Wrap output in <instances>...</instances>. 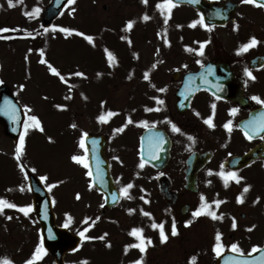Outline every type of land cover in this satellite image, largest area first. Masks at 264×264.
I'll return each instance as SVG.
<instances>
[{
	"label": "flooded vegetation",
	"instance_id": "obj_1",
	"mask_svg": "<svg viewBox=\"0 0 264 264\" xmlns=\"http://www.w3.org/2000/svg\"><path fill=\"white\" fill-rule=\"evenodd\" d=\"M235 1L239 3L235 22L224 28L208 29L207 37L158 39L154 50L156 79L154 76L151 82L144 81L150 91L143 93V112L137 123H129L130 117H127L124 128L139 132L138 165L142 162V136L150 128L162 133L158 137L165 145L169 138V162L160 169L143 162L144 167L139 166L140 177H124L116 181L121 194L119 205L104 214L101 210L98 217L85 219L91 232L96 231L98 238L106 234L107 240L99 241L95 236V241L82 243L83 248L75 252L79 255L75 259L77 264H134L141 258L143 264H159L160 248L164 243L160 239V229L154 228L153 224H162L164 232L175 237L172 235L174 222L179 236L184 234L186 240L195 245V261L193 258L190 261L193 264L201 259L202 262L206 259L205 264H216L218 233L221 235L219 243L223 245L221 254L232 251L233 244H237L243 254L252 252L254 246L264 248V159L248 162L242 159L252 149L264 145V135L260 139H248L242 129L253 120L252 114L264 108V104L252 99L257 96L264 100V17L256 19L248 14V7L253 3ZM256 7L264 14L263 7ZM2 15L5 21H0V27L3 24L16 27L23 23L22 10L16 3L0 9ZM222 30L226 33L221 34ZM253 37L258 43L247 51H240L242 45L250 43ZM202 45L203 55H200ZM164 67L167 68L164 70ZM246 70L252 76L247 75ZM188 75L193 76L191 80L194 81L189 85L190 89L197 87L198 90L189 106L179 109L178 93ZM233 108L238 109L235 114H232ZM209 118L214 127L205 123ZM229 121L231 132L224 127ZM173 124L180 129L179 132L173 131ZM195 154L205 157L198 168L192 170L188 160ZM229 173L242 179L236 182L228 176ZM161 183L169 184L174 193L168 200L161 193ZM128 184L133 187L128 189L126 196L123 189ZM187 184L191 186L188 190ZM245 187H248L247 192ZM240 197H243V203L239 202ZM217 200L221 201L219 205L215 204ZM205 202L210 207L201 215L193 216ZM207 211H214L222 219H213ZM116 212L128 220L130 218L128 227L121 226L117 216L112 215ZM144 213L150 214L147 217L152 218L153 224L149 223L150 219L149 222L143 219ZM135 216L140 217L138 224L132 219ZM187 221L192 222L186 226ZM136 228L142 229L143 237L152 242L147 245L145 253L135 247L125 250L128 245L140 243L131 235ZM117 237L121 240L114 241ZM152 250L153 257L147 258ZM86 255L90 258L83 262ZM42 259L47 261L48 257L42 254Z\"/></svg>",
	"mask_w": 264,
	"mask_h": 264
},
{
	"label": "rangeland",
	"instance_id": "obj_2",
	"mask_svg": "<svg viewBox=\"0 0 264 264\" xmlns=\"http://www.w3.org/2000/svg\"><path fill=\"white\" fill-rule=\"evenodd\" d=\"M5 1L4 4V0H0L1 5L8 4V0ZM26 1L28 7L36 6L42 12L51 0ZM25 2L18 0L21 9L26 6ZM162 2L148 0L146 9L139 0H74L42 42L19 43L14 48L0 43L2 80L13 94L16 93L27 113V121L35 116L43 128L40 131L31 126V120L28 121L20 157L49 191L60 226L68 223L72 229H79L86 217L98 216L101 209V200L91 189L90 176L87 175L89 166L85 168L72 159L80 156L88 163L84 145L81 147L84 134L109 137L115 177H140L138 155L133 148L138 131L132 130L136 135H130L133 142L130 140L131 145L120 152L122 140L113 132L114 124L121 123L127 113L141 111L143 93L150 91L145 82H151L157 75L154 50L159 38L207 37L201 24L192 28L186 26L187 22L198 21L196 13L187 7L173 8L167 23L164 13L162 21L163 15L158 8V3ZM103 5L108 6L107 11ZM248 14L256 19L264 17L262 10L255 5L248 7ZM145 15L150 17L149 21L143 19ZM0 21H5V16H0ZM130 21L132 27L128 28ZM257 27L260 29V25ZM63 28L71 31L65 33L61 31ZM81 32L85 35H79ZM225 33L221 31V34ZM86 36H92L93 40L88 41ZM109 53L114 60H110ZM43 54L48 58L43 59L44 63L49 60L64 80L40 63ZM25 57H28L27 61ZM133 65L136 66L134 72L140 69L149 74L146 79L143 80L139 70L137 74L131 72L128 77L127 71ZM78 72L84 75H75ZM109 109L116 112V116L102 121L100 117ZM16 154L15 143L0 124V199L26 207L31 205V196L27 179L15 159ZM3 211L10 212L8 208ZM112 215L117 216L121 226L130 225L127 217L117 212ZM132 219L138 224L140 217ZM33 225L26 218L15 215L0 223V262L6 257L17 264L24 262L28 255H17L22 246L30 253L35 251L38 234ZM167 236L160 248L159 264H193L190 261L195 255V245L182 233ZM120 240L121 237H117L114 241ZM149 256L153 257V250L147 258ZM78 257L77 254L70 255L66 261L71 264ZM88 258L90 256L86 255L82 261ZM205 261L201 259L195 264H205ZM48 264H51L50 260Z\"/></svg>",
	"mask_w": 264,
	"mask_h": 264
},
{
	"label": "water",
	"instance_id": "obj_3",
	"mask_svg": "<svg viewBox=\"0 0 264 264\" xmlns=\"http://www.w3.org/2000/svg\"><path fill=\"white\" fill-rule=\"evenodd\" d=\"M68 3L69 0H52L43 16V27L45 29L49 28L52 22L61 15ZM257 3H264V0H257ZM175 4H188L198 9L207 25H225L233 20V15L237 9V5L231 2L219 5L209 4L205 0H175ZM0 120L7 126V134L17 143L22 134L25 113L21 105L10 96L6 87L0 89ZM147 134H150V132ZM85 145L89 152L93 184L103 193L106 204L109 207L114 206L119 201V194L115 188L109 163L105 157L106 139L89 136L85 139ZM259 151L260 149L253 152L252 156L254 158L261 156ZM146 159L151 160L154 164L155 159H150L148 156H146ZM201 160L202 156L196 158V167ZM27 175L33 195V207L42 228L44 247L55 257L57 264H64L65 254L74 251L78 247L80 239L67 232V230L56 226L52 201L48 192L38 178L29 172ZM162 190L167 196V188L163 187ZM261 256H264V251L256 252L251 256L225 255L218 260V264H235L236 261H247L248 264H256Z\"/></svg>",
	"mask_w": 264,
	"mask_h": 264
},
{
	"label": "snow or ice",
	"instance_id": "obj_4",
	"mask_svg": "<svg viewBox=\"0 0 264 264\" xmlns=\"http://www.w3.org/2000/svg\"><path fill=\"white\" fill-rule=\"evenodd\" d=\"M74 2V0H69V3H72ZM144 3H147V0H143ZM244 3H257V0H243ZM8 3L10 6H12V3H13V0H8ZM176 6L175 4V0H163V2L161 4L158 5V7L161 9V12L162 14L166 13V19H165V23H167V19L170 18V15H171V10ZM257 6H261V7H264V3H259ZM40 11V9H36L35 12L38 13ZM27 15L31 16L33 15V13H26ZM144 20H148L150 19V17H148L147 15H145L143 17ZM132 23L133 22H129L128 23V28H131L132 27ZM199 23V24H203L206 28L208 27V25L204 24V19H203V16H201V18L198 20V21H195L193 22V24L191 25L192 27H195L196 24ZM0 31H4V32H7L8 29H0ZM61 31L67 33L69 31H71L70 29H67V28H63L61 29ZM79 35L81 36H84L85 34L84 33H79ZM86 39L88 41H92L93 40V37L92 36H86ZM258 43V41L256 40L255 37H253L250 41V43L248 44H245V45H242L240 51H247L249 48L255 46L256 44ZM200 55H203V45L201 46L200 48ZM109 58L110 60H114V57H112V54L109 53ZM46 63V61H45ZM51 71L60 77L61 80H64V77L61 76V74L55 69L53 68L51 65H49ZM246 73L247 75L249 76H252L251 72L246 70ZM75 75H78V76H83L84 73L82 72H78V73H75ZM253 79H255V77H252ZM66 82V81H65ZM160 91H164V89H160ZM253 100H256L258 103L260 104H264V100L260 99L259 97L257 96H253L252 97ZM160 103H163V101H160ZM59 107V106H58ZM213 109L215 108V105L212 106ZM232 114H235L238 109L236 108H233L232 110ZM109 115H112V113H109ZM100 119L103 121L105 118L103 116L100 117ZM29 120H31L33 122V124L31 125L32 127H35V128H38L40 131H43V128L40 124V121L38 120L37 117L35 116H31L29 117ZM131 119H129V123H131ZM205 123L209 124L210 126L214 127V125L212 124V119L209 118L207 120H205ZM25 132H27V129L29 128V125H25ZM224 127L229 131L231 132L232 131V126H231V121H229L227 124L224 125ZM172 129L173 131H176V132H179L180 129L178 127H176L175 124L172 125ZM249 129L251 131H249ZM118 131H123V128L121 129H118ZM251 133H256V134H259V133H264V113L261 114V116L258 118V119H253L252 121H249L247 125H245V136L248 138V139H252L253 136ZM85 136H87V133L84 134ZM264 138V137H262ZM191 139V137H190ZM83 140L81 141V147H83ZM23 147H24V136L22 135L20 137V145L19 147L17 148V159H19V155L20 153L22 152L23 150ZM74 161L78 162V163H81L84 165L85 168H88V163H87V160L86 158H83V157H80V156H74L72 158ZM141 168L144 167V163L143 161L141 162V164L139 165ZM88 176H92V172L89 171L87 173ZM223 175V174H222ZM229 177H231L232 179H234L236 182H239L240 179H242L241 177L237 176L235 173H229L228 174ZM226 183H227V180H226ZM133 185L132 184H128L124 189H123V192L124 194L127 196L129 193H128V189L132 188ZM245 192L248 191V187H245L244 189ZM79 198V197H78ZM202 200L204 199L203 197L201 198ZM239 202L240 203H243V197H240L239 198ZM221 203V201L217 200L215 201V204L216 205H219ZM210 205L207 204V202L203 203L200 207V210L196 211L193 213V216H199L201 215L205 209L209 208ZM5 208H17V205L13 204V203H10L8 202L7 200H3V199H0V212H2ZM31 209L30 208H19V211L23 212L25 215L28 214V212L30 211ZM145 215H150L149 213H144ZM207 215H209L210 217H212L213 219H222V217H218L216 215V213L214 211H207ZM9 219H11V217H9ZM192 221H187L186 222V226L190 225ZM235 222L233 223V227L235 228ZM153 227L154 228H159L160 229V239H161V242H166L167 239H168V236L167 234L164 232L163 230V225H156V224H153ZM142 232L143 230L142 229H139V228H136V229H133L132 232H131V235H133L134 237H137V239L140 241V243L138 244H135V245H128L126 246V251L128 248L130 247H135V248H138L140 250L141 253H145L146 252V249H147V245L148 244H151V240L150 239H147L143 237L142 235ZM178 232H177V229L175 227V222L173 223V226H172V235H177ZM81 235L83 236L84 233H81ZM86 239L88 237H85ZM102 238V237H101ZM216 240H217V244L215 246V251L217 253V255H220L222 250H223V245L221 243H219V241L221 240V235L218 233L217 236H216ZM231 249L233 252H236V253H241L242 254V250L240 249V247L237 245V244H233L231 245ZM257 251H264V249H260L259 247H256L254 246L253 249H252V252L255 253ZM44 252V248H43V244L41 243V245L36 249L34 255H33V258L26 261L25 264H34V261L37 260V259H40L42 254ZM195 258H193L194 260ZM4 264H11L10 261H7L5 260L4 261ZM134 264H143V259L141 258L140 260H137L134 262ZM235 264H248L247 261H236ZM256 264H264V256H261L260 257V260L258 262H256Z\"/></svg>",
	"mask_w": 264,
	"mask_h": 264
}]
</instances>
